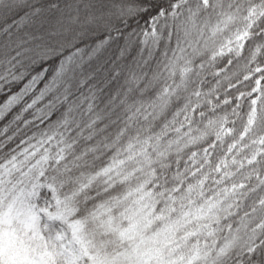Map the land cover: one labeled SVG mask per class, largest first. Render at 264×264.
I'll return each mask as SVG.
<instances>
[{
    "label": "snow or ice",
    "instance_id": "1",
    "mask_svg": "<svg viewBox=\"0 0 264 264\" xmlns=\"http://www.w3.org/2000/svg\"><path fill=\"white\" fill-rule=\"evenodd\" d=\"M0 264H264V0H0Z\"/></svg>",
    "mask_w": 264,
    "mask_h": 264
}]
</instances>
